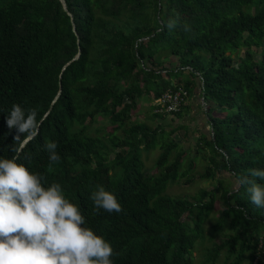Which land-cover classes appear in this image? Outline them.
<instances>
[{"label":"trees","instance_id":"1","mask_svg":"<svg viewBox=\"0 0 264 264\" xmlns=\"http://www.w3.org/2000/svg\"><path fill=\"white\" fill-rule=\"evenodd\" d=\"M183 74L199 90L203 83L213 135L200 137L195 157L208 149L202 176L219 181L193 199L166 193L195 168L190 161L184 169L176 131L131 120L140 98L154 102L176 85L190 94ZM13 103L37 112L35 137L14 140L5 123ZM155 108L156 120L169 116ZM99 118L112 126L106 136L91 130ZM50 140L58 142L55 162L44 147ZM157 148L151 173L142 151ZM0 155L60 182L112 243L114 264H194L220 192L226 207L214 231L225 239L207 249L205 264L222 252L225 264H264V208L238 180L264 167V0H0ZM222 172L233 189L217 178ZM100 185L122 211L95 209Z\"/></svg>","mask_w":264,"mask_h":264},{"label":"clouds","instance_id":"2","mask_svg":"<svg viewBox=\"0 0 264 264\" xmlns=\"http://www.w3.org/2000/svg\"><path fill=\"white\" fill-rule=\"evenodd\" d=\"M175 23L169 21L168 27ZM37 115L34 109L12 104L5 123L15 130L14 140L38 134ZM44 147L50 162L60 159L57 141ZM238 180L248 185L252 203L264 208V167H253ZM91 200L97 211L123 210L116 193L103 185L92 192ZM113 255L112 243L88 226L81 206L66 196L60 182L47 183L17 157L0 155V264H114Z\"/></svg>","mask_w":264,"mask_h":264},{"label":"rangeland","instance_id":"3","mask_svg":"<svg viewBox=\"0 0 264 264\" xmlns=\"http://www.w3.org/2000/svg\"><path fill=\"white\" fill-rule=\"evenodd\" d=\"M184 77H187L189 79H192V87L190 88V94L187 101H193L194 97L196 96V92H199V97H201V91L197 90L199 89V83L196 78L193 76L191 77L189 74H183ZM177 79H174L173 83H176ZM201 105V104H200ZM203 110L202 106H200ZM204 111V110H203ZM154 109H153V102L151 100H147L146 97L140 98L138 100L137 108L132 112L131 120L133 122H140L145 123L149 126H151L153 129L156 128L159 124H163L164 128H166V131H170L167 128V125L172 124L173 122L169 120L168 118L171 117L167 116L165 118L156 120L153 118ZM169 123V124H168ZM112 126L109 124L108 121L102 120L99 118V120L92 125V132L95 133L96 131L99 132L98 135H107L108 131H110ZM121 134V132H119ZM203 142L204 139L207 137L206 135L202 136ZM198 143V142H197ZM197 143L193 145L189 151H187V154L184 159V169L187 168L190 161L194 162V170L189 174V176L179 182H176L174 184H171L167 190V195H169L172 198H187V199H193L194 197H198L201 190H213L218 184V179L215 180L213 178H204L202 175L205 173L206 168L209 164L208 157L210 154L208 149H205L204 151L207 154H204L203 152L199 154L198 157H195L197 154L198 145ZM181 147H184L183 144H179ZM187 150V149H186ZM161 153V149L157 148L151 151H142L143 154V160L145 162L146 168L151 173H156V160L159 157ZM220 178L223 181L224 187H228L233 189L235 187V182L233 177L226 173L222 172L217 177ZM225 203L221 196V192L217 195V201L215 203V208L213 212L211 213L210 218L206 222L204 226L205 230V238L203 243L198 244L197 250L194 254V264H205L206 260V251L207 249H211L215 244H220L224 241V236L222 233H218L214 231V225L217 223L218 217L220 213L225 209ZM183 221L186 223H189L192 225L193 218L190 214H186L183 217ZM216 264H225V252L221 253V256L219 257V260Z\"/></svg>","mask_w":264,"mask_h":264},{"label":"crops","instance_id":"4","mask_svg":"<svg viewBox=\"0 0 264 264\" xmlns=\"http://www.w3.org/2000/svg\"><path fill=\"white\" fill-rule=\"evenodd\" d=\"M183 78L184 76L179 79L183 81ZM200 106L199 92H196L193 101H187L178 116L168 118L173 123H168L167 128L170 131H176L173 135L175 141L183 144L187 151L192 149L191 147L198 142L201 136H208L209 133V118Z\"/></svg>","mask_w":264,"mask_h":264},{"label":"built area","instance_id":"5","mask_svg":"<svg viewBox=\"0 0 264 264\" xmlns=\"http://www.w3.org/2000/svg\"><path fill=\"white\" fill-rule=\"evenodd\" d=\"M190 69V68H187ZM191 70V69H190ZM199 75V74H198ZM199 80H202V77L199 75ZM200 91L203 92V83H200ZM189 98V92L182 85H176L175 88L168 89L164 92L159 98L154 100L153 106H155V112L173 115L175 113H179L182 107L186 104ZM200 104L204 110V112L208 110V102L205 97L201 94ZM209 131L213 135V130L211 126H209Z\"/></svg>","mask_w":264,"mask_h":264},{"label":"water","instance_id":"6","mask_svg":"<svg viewBox=\"0 0 264 264\" xmlns=\"http://www.w3.org/2000/svg\"><path fill=\"white\" fill-rule=\"evenodd\" d=\"M63 2V0H61Z\"/></svg>","mask_w":264,"mask_h":264}]
</instances>
